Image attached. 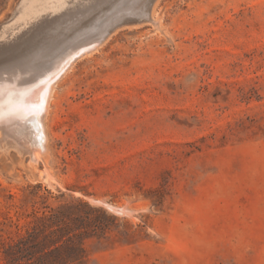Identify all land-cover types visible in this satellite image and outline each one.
<instances>
[{
  "label": "rangeland",
  "instance_id": "1",
  "mask_svg": "<svg viewBox=\"0 0 264 264\" xmlns=\"http://www.w3.org/2000/svg\"><path fill=\"white\" fill-rule=\"evenodd\" d=\"M142 1L0 0V77L98 43L57 82L45 150L0 123V219L65 192L130 225L98 264H264V0Z\"/></svg>",
  "mask_w": 264,
  "mask_h": 264
},
{
  "label": "trees",
  "instance_id": "2",
  "mask_svg": "<svg viewBox=\"0 0 264 264\" xmlns=\"http://www.w3.org/2000/svg\"><path fill=\"white\" fill-rule=\"evenodd\" d=\"M24 214V221L12 214L0 219V264H98L94 251L130 227L102 206L65 192L42 195Z\"/></svg>",
  "mask_w": 264,
  "mask_h": 264
},
{
  "label": "bare ground",
  "instance_id": "3",
  "mask_svg": "<svg viewBox=\"0 0 264 264\" xmlns=\"http://www.w3.org/2000/svg\"><path fill=\"white\" fill-rule=\"evenodd\" d=\"M25 1L26 0H24V2ZM135 5L136 4H134V6ZM133 9H135V7ZM122 10H124V9H122ZM36 12L37 13L39 12L38 8L36 9ZM19 18L20 17H18V19ZM39 18H41V16H38V19ZM30 20H27V22H30ZM158 21H160V20H158ZM18 24H22V23L20 22ZM26 24H28V23H26ZM15 25H16V23H15ZM22 25H24V24H22ZM105 29H107V27ZM100 30H101V28H100ZM79 33H77V35ZM82 33L85 34V32H82ZM87 35H88V33H87ZM88 37L86 40H88L90 38V37L89 38ZM86 40L79 38V36H76L75 39L72 41V44L70 43L71 49H69V51L67 53H66V51H64L65 52L64 54H66V55H64V57H62L59 61H55V63L53 65L51 63V65H49L50 67L49 68L47 67L48 69L44 70L41 73L38 72V74H36V75L32 74V76H28L26 78H14V77L11 78V77H7V76L6 77H0V123H4V122L8 123L7 121H11L12 124L16 125L14 128H12L13 126L11 128L16 130V134H17V131L20 132L18 134H21L18 136L14 133L13 136L14 135L18 136V137L22 138V140H24V141L27 138L32 137L34 139L33 144H35V146H33V147H35L33 149L34 151L46 149L47 133H46V126H45L44 120L46 118V115H47V112L49 109L50 100L53 96L54 89L57 85V82L60 79V76H62V73L64 74V72H66L74 64V61L79 54H84V52H83L84 50H86L85 52H87V49L95 48L98 45V43H95V41H96L95 38L93 39L94 41H92V40L86 41ZM66 50H67V48H66ZM54 60H56V59H54ZM31 68H33V67H31ZM35 69H38V68H35ZM33 70H34V68H33ZM7 75L9 76V74H7ZM13 75L15 76V74H13ZM21 121H27V123L29 121V123L25 124L26 122L22 123ZM8 125L9 124H7V126H3V127L4 128L8 127ZM3 127L1 126V129H3ZM7 131H9V130H7ZM7 131H6V134H7ZM18 139L19 138H15V141H17ZM19 140H21V139H19ZM21 141H19V142H21ZM26 143H28V142H26ZM14 144H15V142H14ZM23 144L25 145L24 142H23ZM33 150H32V152H33ZM114 211L118 212V213H124L125 209L122 208L121 211L118 209H114Z\"/></svg>",
  "mask_w": 264,
  "mask_h": 264
},
{
  "label": "water",
  "instance_id": "4",
  "mask_svg": "<svg viewBox=\"0 0 264 264\" xmlns=\"http://www.w3.org/2000/svg\"><path fill=\"white\" fill-rule=\"evenodd\" d=\"M108 207H109V208H114V207H113L112 205H110V204H108Z\"/></svg>",
  "mask_w": 264,
  "mask_h": 264
}]
</instances>
